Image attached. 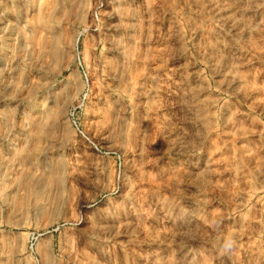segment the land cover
Wrapping results in <instances>:
<instances>
[{
    "label": "rangeland",
    "instance_id": "1",
    "mask_svg": "<svg viewBox=\"0 0 264 264\" xmlns=\"http://www.w3.org/2000/svg\"><path fill=\"white\" fill-rule=\"evenodd\" d=\"M0 264H264V0H0Z\"/></svg>",
    "mask_w": 264,
    "mask_h": 264
}]
</instances>
